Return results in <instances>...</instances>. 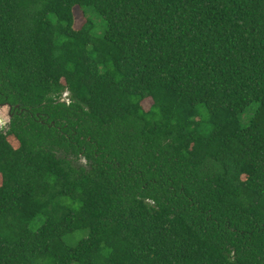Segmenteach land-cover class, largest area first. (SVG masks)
Wrapping results in <instances>:
<instances>
[{
  "label": "trees",
  "instance_id": "trees-1",
  "mask_svg": "<svg viewBox=\"0 0 264 264\" xmlns=\"http://www.w3.org/2000/svg\"><path fill=\"white\" fill-rule=\"evenodd\" d=\"M0 102V264H264V0H0Z\"/></svg>",
  "mask_w": 264,
  "mask_h": 264
},
{
  "label": "water",
  "instance_id": "water-1",
  "mask_svg": "<svg viewBox=\"0 0 264 264\" xmlns=\"http://www.w3.org/2000/svg\"><path fill=\"white\" fill-rule=\"evenodd\" d=\"M12 108V105L8 103H0V118L4 123V131H7L10 129V121L12 114L10 113Z\"/></svg>",
  "mask_w": 264,
  "mask_h": 264
},
{
  "label": "rangeland",
  "instance_id": "rangeland-1",
  "mask_svg": "<svg viewBox=\"0 0 264 264\" xmlns=\"http://www.w3.org/2000/svg\"><path fill=\"white\" fill-rule=\"evenodd\" d=\"M73 12H74V28L78 29L82 25V23L84 22V16L78 7H74ZM145 105H146V103H145Z\"/></svg>",
  "mask_w": 264,
  "mask_h": 264
},
{
  "label": "built area",
  "instance_id": "built-area-1",
  "mask_svg": "<svg viewBox=\"0 0 264 264\" xmlns=\"http://www.w3.org/2000/svg\"><path fill=\"white\" fill-rule=\"evenodd\" d=\"M4 128H5L4 123L0 118V130H4Z\"/></svg>",
  "mask_w": 264,
  "mask_h": 264
},
{
  "label": "flooded vegetation",
  "instance_id": "flooded-vegetation-1",
  "mask_svg": "<svg viewBox=\"0 0 264 264\" xmlns=\"http://www.w3.org/2000/svg\"><path fill=\"white\" fill-rule=\"evenodd\" d=\"M0 103H5V102H0ZM6 103H7V102H6ZM14 107L18 108L19 105L17 104V105H15ZM14 112L17 113V111H14Z\"/></svg>",
  "mask_w": 264,
  "mask_h": 264
}]
</instances>
